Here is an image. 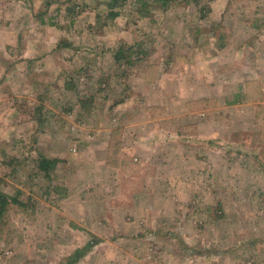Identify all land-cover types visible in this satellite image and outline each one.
I'll use <instances>...</instances> for the list:
<instances>
[{"label": "crops", "instance_id": "0c3cea01", "mask_svg": "<svg viewBox=\"0 0 264 264\" xmlns=\"http://www.w3.org/2000/svg\"><path fill=\"white\" fill-rule=\"evenodd\" d=\"M133 3L130 0H0V131L10 133L12 130L9 123L12 115L18 113L11 111L13 99L25 102L31 98L29 100L33 101L36 109L53 105L79 107L83 105L81 100L92 94L90 90L93 88L102 91L103 102L107 103L105 100L109 97L105 95L113 93L110 89L114 87V91H118L117 96L123 93V97L110 103L114 107L130 106L135 110L137 107V113H141L139 106L144 110V106L178 104V116L181 114L183 119L178 118L185 125L180 126L178 132H173L153 122V126H158L154 134L145 132L148 133L147 137H131L129 149L124 146L108 147L106 142L100 145V150L105 154L100 163V177L105 179V186L126 187L138 180L143 182L138 184L144 186H187L184 173L193 169L189 165L191 163L196 167V173L199 172L195 178L201 186L252 185L255 180L263 178L264 160L256 155L264 154V146L260 144V140L264 139V51L260 48L264 45V33L255 34L248 28V35L237 40V47L228 45L226 50L218 48L214 54L211 53L210 72L205 68L207 72L204 75L202 67L207 64L193 68L184 66L180 54L170 51V43L164 45L166 51L155 48L165 37L160 33L170 31L174 23L170 18H163L164 15L158 20L138 16L131 11ZM213 19L220 21L221 13ZM249 48L254 50L250 52L251 64L245 63ZM126 56L130 58L115 60V57ZM251 86L263 90L261 100L255 102L251 98ZM86 90H89L88 93ZM176 97L179 100L174 101ZM35 108L32 114L33 119L37 120ZM246 111L250 114H246ZM150 112H146L149 118L152 116ZM170 114L168 111V114H163L164 117L154 121L176 120L174 116L169 117ZM192 121L194 127L187 130L190 129L187 123ZM223 123L225 132L219 129ZM109 134L108 131L102 132L103 137ZM122 137L124 140V133ZM156 137L160 140L157 150L152 146ZM173 137L184 141L178 147H171L169 143ZM136 138H145L141 143L146 144L138 145ZM220 140L226 144L223 145ZM194 141L197 143L192 144ZM228 144H232V147ZM252 148L257 150L251 157ZM126 149L135 150L137 158L145 153V163L141 159L139 166L140 173L145 171L142 167L146 166L147 178L140 179L139 169L133 172L130 167L127 169L130 174L119 173V169L122 170L129 163L127 156L124 157ZM110 153L115 155L113 162L110 161ZM156 153L161 155V162L157 166L154 164ZM171 153L174 155L170 159ZM192 153L195 159L190 158ZM174 162L175 166L169 167ZM182 167H185L182 176L166 178L167 171ZM156 169L164 173L163 183L155 181L153 171ZM249 171H257L255 179L249 175ZM192 182L197 184L196 180ZM105 191L104 195L109 198L103 195L101 202H119L120 208L85 209L76 211L78 215L57 212L59 217L68 219L66 227L68 230L70 228L71 233L97 236L98 240L101 238L98 244L93 245L92 252L88 251L74 264H119V261L107 262L110 260L107 259L108 253L118 256L115 252L119 250L120 264H149L144 257L141 259L140 250L149 244L148 234L152 233L156 220L163 221L167 217L169 221L171 212L157 213L149 208L150 205L142 207V204L152 202L148 187L140 190L135 198L126 195V189L124 193L117 189L114 196L107 193V189ZM215 196L210 197L211 201H215ZM69 215L79 219L80 223L69 221ZM50 230L61 233L59 226L52 225ZM171 230L170 227L166 229L168 232ZM97 232L104 234L103 239ZM109 234L118 236L112 242L110 238L106 240ZM118 238L122 247L116 242ZM84 244L83 247L87 243ZM116 247L118 251L114 250ZM135 253L136 257L132 256ZM56 262L60 264L61 260ZM42 263L54 264L52 260L47 263L46 259L42 261L38 258L36 264ZM180 264L185 262L182 260Z\"/></svg>", "mask_w": 264, "mask_h": 264}, {"label": "rangeland", "instance_id": "374dc122", "mask_svg": "<svg viewBox=\"0 0 264 264\" xmlns=\"http://www.w3.org/2000/svg\"><path fill=\"white\" fill-rule=\"evenodd\" d=\"M149 7L144 18L158 20L164 15L163 18H170L174 23L170 31L160 33L166 38L164 37L155 48L159 47L160 50L166 51L167 42L170 43V51L180 54L184 66L190 65L193 68L196 65L207 64L208 66L202 67L204 75L207 72L205 68L210 72L211 53L214 54L218 48L226 50L228 45L237 47V40L248 35V28L255 34L264 33V0H168L167 8L171 7L170 10L154 4ZM131 11L133 12L132 8ZM220 13L221 20L214 21L213 17H219ZM260 48L264 51V45ZM253 51L250 48L247 50L245 63L251 64L252 59L249 58L250 52ZM110 90L113 93L105 95L109 97L105 103L102 91L91 89L92 94L81 100L85 103L84 107L53 105L36 109L33 101L29 100L31 98L25 102L21 99V103L17 99L12 100L11 111L18 113L12 115L9 123L12 126L10 133L0 131V181L2 191L11 197H17L24 206L11 205L5 217L0 220V264L4 261L5 264H36L38 258L42 261L46 259L47 263L50 260L54 264L58 260L64 263L77 247L84 243L99 241L101 238L98 240L97 236L88 237L82 233H71L70 228L68 230L66 227L68 219L59 217L57 212L76 215V211L85 209L91 211L107 207L118 209L121 207L119 202H101L102 196L106 193L105 189L112 196L113 193H117V189L123 190V193L126 189V195L135 198L138 196L137 193L146 187L149 189L152 202L142 204V207L150 205L149 208L157 213L171 212L172 216L169 221L167 217H164L163 221L156 220L155 227L151 229L152 233L148 234L149 246L145 245L146 247L140 250V257L141 259L144 257V261L149 264L163 262L180 264L182 260L185 264H264V177L255 180L252 185L218 184L219 186L213 188L210 185L201 186L195 178L199 172L196 173V167L191 163L189 165L193 169L184 173L187 186L183 184L152 186L147 183L148 186H144L139 185L143 183L140 180L135 183L136 185L133 183L126 187L105 186L103 182L105 179L100 177L102 172L100 163L105 156L100 150V145L106 142L108 147L124 146L129 149L131 137L134 139L137 136L147 137L148 133L154 134L153 131L158 129V126L155 124L153 126V122L173 132H178L180 126L185 125L181 114V117L178 116L180 112L178 104L144 106V110L139 106L138 110L142 111L137 113V107L135 110L130 106L111 105L110 103L123 97L121 95L123 93L117 96L118 91H114V87ZM86 91L88 93L89 90ZM249 91L255 102L261 100L263 90L251 86ZM175 100L179 98L176 97ZM33 108L37 111V120L33 119ZM43 109L45 110L42 111ZM147 111H151L150 118L146 116ZM168 111L171 112L169 117L174 116L176 120H160L159 123L154 121L156 118L164 117ZM246 114L250 112L246 111ZM194 124V121L188 122L190 129L187 130H191ZM223 126L224 123L219 125V129L225 132ZM103 131H108L109 136L103 137ZM145 132L148 133L144 134ZM135 140L138 145L146 144L137 138ZM170 140L171 147H178L179 143L182 144L184 141L178 137ZM159 142V137L153 140L152 146L156 150ZM220 142L226 144L222 140ZM260 142L264 146V139ZM196 143L194 141L192 144ZM128 149L124 155L129 159L128 166L119 169V173L130 174V171L127 172L128 167L132 168L133 172L135 170L138 172L139 169L140 173L139 160L142 159L145 163V155L143 156L145 153L140 152L142 155L137 158L135 150ZM256 150L257 148L251 149V157L255 155ZM171 154L170 159L174 153ZM175 155L180 157L178 154ZM194 155L192 153L190 158L195 159ZM110 156V161L113 162L115 155L110 153ZM256 156L264 160V154L257 153ZM40 157L59 161L50 178H44L36 169V162ZM160 157L161 155L157 153L154 155L156 166L161 162ZM135 158L138 162L134 161ZM135 166L137 168H134ZM174 166L175 162L169 167ZM142 168L146 171V166ZM184 169L185 167L172 168L167 171L166 178L180 177ZM145 171L138 174L140 179L147 178ZM255 172L257 171H249V175L254 179ZM149 173L151 174L150 171ZM153 174L156 182L163 183L164 173L156 169ZM208 174L210 175V171ZM114 176L115 173L112 174V177ZM194 180L197 184L192 182ZM166 181L169 183V180ZM214 194L215 201H211L210 197ZM53 210L55 213L51 214ZM70 215L69 221L80 223L79 219ZM52 225L59 226L61 233H53L50 230ZM168 227L172 229L171 232L166 231ZM97 233L103 239L104 234ZM115 236L118 235L109 234L106 240L108 238L111 241L115 240ZM116 240L122 247L119 238ZM114 250L118 251V248ZM115 253H118V256L108 253L107 259L110 260L107 262L119 261L120 264V250ZM132 256L136 257V253Z\"/></svg>", "mask_w": 264, "mask_h": 264}, {"label": "trees", "instance_id": "16d2710c", "mask_svg": "<svg viewBox=\"0 0 264 264\" xmlns=\"http://www.w3.org/2000/svg\"><path fill=\"white\" fill-rule=\"evenodd\" d=\"M168 3V0H135L132 5V10L136 12L138 16L145 17V14L147 12V8L151 5H159V7H165ZM150 4V5H149ZM150 8V7H149ZM114 16V15H111ZM123 55V54H122ZM129 56L126 57H115V60L119 61L121 59H129ZM85 103H83L82 107H84ZM59 161L56 159H47L45 157H40L38 161L36 162V169L39 173L43 175L44 178H50L51 173L54 170L55 165ZM1 181H0V220L5 217V214L8 211V208L11 205H19L24 206L22 202L17 197H11L4 193L1 189ZM98 243V241L87 243L84 247L77 249L74 251V253L69 257V259L66 261L67 264H74L76 263L80 258L84 257L88 251H90L94 244Z\"/></svg>", "mask_w": 264, "mask_h": 264}]
</instances>
